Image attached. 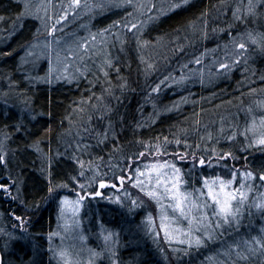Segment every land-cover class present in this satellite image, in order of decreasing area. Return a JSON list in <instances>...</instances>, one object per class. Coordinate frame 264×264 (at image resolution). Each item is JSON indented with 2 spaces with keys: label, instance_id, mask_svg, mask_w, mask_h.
Listing matches in <instances>:
<instances>
[{
  "label": "rangeland",
  "instance_id": "1",
  "mask_svg": "<svg viewBox=\"0 0 264 264\" xmlns=\"http://www.w3.org/2000/svg\"><path fill=\"white\" fill-rule=\"evenodd\" d=\"M18 1L23 8L20 15L21 19L18 22H21V24L28 22L34 26L31 39L24 46L19 47L21 52L15 57L17 72H19L18 81L14 83L9 74L3 73L4 67L0 65V116L2 119L4 118L3 116L12 117L18 123H25L27 119L32 121L36 118V114H33L34 110L30 109V106L34 104L31 101L35 100L31 95V90L35 89V87H32V84L29 83L25 86L24 81L28 82L27 79L33 77L37 81H41L37 82L36 85H43L46 88L54 85H73L75 81L84 77L90 64L97 63L98 65L100 63L101 65L104 62V55H109L108 49L110 47H118L122 44L123 33L127 30L129 31L125 25L137 24V28L131 30V33L137 34L142 27L145 28L149 22L156 20L148 21V15L158 18L173 11L168 9V5L172 0H133V4L148 5L154 3L156 8L151 13H148L146 8L134 9L128 4L116 6L118 0H87L89 5H102V7H95L91 11L83 7L69 10L70 0ZM192 1L194 0H187V3L183 6ZM227 1L230 5L223 9V17L231 19L232 22H237L238 19L234 17L233 13L240 9L237 14L243 15L244 18L240 20L242 23L240 22L235 27L230 23L227 26H223L219 32L213 33L210 37H202L204 44L198 48V43L194 44L192 50H182L183 53L179 51V55L176 57V54H168L170 52L166 48L168 42L165 44L159 41L151 43L141 41L142 44L140 45L143 47L144 52L143 63L146 64L148 71L154 74V79L145 89L143 99L162 94V96L170 100L168 106L160 107V104H153L152 109L154 112H159L160 110L161 115L170 113L176 120H179L178 118L186 113V108L191 103H194L192 96L195 93L196 86L203 89L212 87L222 79L230 77L236 71L243 77L247 76L246 78L255 75V70L252 71L251 66H253L252 60L255 59L254 57L257 56L258 50H260L259 47L250 44L245 39L243 42L248 45L247 59H241L239 63L233 66L232 60L236 58V53L231 41L233 37H238V34L247 31L264 33L261 29L255 26L250 28L246 24L247 19L253 18H258L261 23H264V7H259L260 0H253V4L257 6L256 15L249 16L247 15L249 0ZM81 2L83 4L84 0H81ZM26 4L29 5L27 8L25 7ZM65 10L69 11L66 21L56 24L57 31L51 33L52 25L63 15ZM214 15H210L211 18L208 21V23L212 24H209L211 27L214 25L212 20V18H215ZM142 23L143 26L141 27ZM208 23L205 22L203 27L208 25ZM3 24L5 23L0 22L1 33H4ZM198 28L188 31L186 36H203L201 33L199 34ZM105 29L108 31L104 32L103 30ZM92 36H95V40L91 39ZM172 41L176 43L179 40L173 39ZM84 42L88 44L86 49L79 46ZM69 49H71V53ZM197 59L200 63L195 62ZM2 62H5V60H2ZM221 63L228 64L229 68H220ZM256 74L255 82L242 86V88L247 86L248 90L247 93L244 92L243 96L235 99L220 100L215 103L209 98H199L194 103V105H197L198 112L193 114L192 111L187 117L188 121L186 124L178 127L177 133H173L171 136L158 135L147 140L141 138L134 142L126 137L127 145L120 143L119 138H117V132L113 128L116 121L121 125L120 132H123L122 117L117 115L116 109L114 112H110L109 105L105 101L112 88L111 86H106L102 89V93L96 94L97 96L92 100L81 101L74 111L75 122L71 125V129L63 131V134L68 139L77 132V137H73L71 141H65L66 144L63 147L64 150H70L67 154L75 164L72 167L73 177H77L81 184H84L86 179L90 181L94 175V172L89 169V162H91L92 166L98 169L99 175H97V179H102L109 185L106 188L96 190L100 191L103 197L115 198L119 196L123 201V206L101 197L87 198L78 216L80 230H82L86 240H79L80 230L69 231L65 234V246L69 247L70 251L73 252L81 248H93L96 251H102L105 248V243L101 236V229L103 228L118 233V236L113 237L115 243L109 241L107 245L108 248L115 252L114 258L117 264L128 263L134 247L137 252L140 250L138 252L139 256L143 260L148 261L143 256L144 248L139 235L142 237L145 246L149 245L151 249L149 254L157 258L159 263L177 264L176 257L171 253L163 239L156 243L143 230L135 227V225L140 224L148 213L156 215L154 211L155 205L144 197L138 189L128 184L127 180L121 187L114 179V176L123 175L124 172L120 171L121 169H124V171L128 170L126 164L131 163V161L126 158L132 156L135 159L134 153L145 151L144 143H155L157 138L162 142L164 137H167L169 141L179 139L182 142L180 146L174 143L170 144L167 148L168 152L184 153L195 151L197 155H207L211 150L215 149L216 152L231 151L237 157V159L226 161V167L224 164L216 166L215 163L213 167L205 166L201 168L198 165L194 167L191 160L178 163L177 166L184 170L185 179L189 180L190 185L195 187L200 186V178L204 176L220 175L225 177V179L229 178V171L233 167L242 170L247 168L257 173L264 172V150L259 148L245 150L248 140L240 134L245 128H251L253 120H255L257 125V134L261 131L260 119L264 117V107L258 102L264 101V76L262 77L257 72ZM166 77L168 79H165ZM181 77H184L183 81L173 82L174 80L180 81ZM15 86H18V90ZM157 86H159L158 90L153 91ZM123 88L119 86L121 92L124 91ZM88 90L90 95H95L97 91L93 85L88 86ZM111 91L114 96L115 91ZM83 93L84 91L81 90L80 94ZM39 94L37 92V96ZM249 108H251V112L248 111ZM35 111L37 112L38 110ZM112 113L113 116L110 117ZM178 122L180 123V120ZM233 133H237L235 138L228 139V137L233 136ZM5 134L4 131L0 133V142H2L0 143V155L4 156V161L0 162L2 170L7 165L8 157H15V154H13L14 146H6ZM252 134L249 131V139ZM185 141L193 147H184L183 142ZM196 145L200 146L199 150H196ZM131 147H135L134 151H132ZM206 150L208 151L206 152ZM78 160L84 161L85 178L78 176L80 171ZM150 160L151 158L149 157L143 160L142 163H148ZM142 163L139 166L142 167ZM1 182L0 180V184H3ZM60 184L67 185V187L58 189V210L55 213L54 221L47 226L41 236L34 235V229L30 232V222L27 219H23L22 227L20 221L16 219L18 217L16 215H13L11 221H5V211L3 207H0V229H3V232H0V253L6 264H29L33 259L38 261V264H56L55 260L50 259L49 247L50 245H60L61 241L58 237H55L50 242L48 235L59 231L58 224L61 226L64 224V219L60 218V200L65 196L69 200H75L76 193L83 194L73 180L69 182L67 179ZM112 184H116V187H111ZM3 185L6 187L0 188V199H4L3 196H5V202L14 201L16 196L18 197L19 195L16 184L13 187L9 184ZM95 187L93 183V186L87 188L86 191L92 192ZM254 187L258 191L264 192V187H261L259 180L255 181ZM125 190L131 193V198L137 199L138 202L143 201V206L129 213L127 209L130 205L124 195ZM65 218L68 219L71 225L73 218L68 208L65 209ZM127 222H130L132 226L129 227ZM262 227H264L262 214L253 210L251 215L245 214L239 233L250 238V236L258 235ZM25 229H27L28 239L10 240L5 235V233H11L13 237H19ZM225 238L229 242L232 240V237H228L227 234ZM236 238L238 239L239 237L237 236ZM38 240L39 242L37 243ZM137 246L140 247L136 248ZM222 247L223 245L218 241L210 250L201 249L199 253L193 254L192 264L203 261L209 255H215ZM161 249L164 250L163 254L160 251ZM145 251H147L146 248ZM82 255L84 258L87 257L86 252ZM218 259H222V257H218ZM134 261H136L134 264H139L138 259H134ZM97 264H110V257L107 252L100 257ZM183 264H188V258H184ZM251 264H264V257L260 255L252 256Z\"/></svg>",
  "mask_w": 264,
  "mask_h": 264
},
{
  "label": "trees",
  "instance_id": "2",
  "mask_svg": "<svg viewBox=\"0 0 264 264\" xmlns=\"http://www.w3.org/2000/svg\"><path fill=\"white\" fill-rule=\"evenodd\" d=\"M229 5L227 0H194L179 9L159 16L155 21L149 22L145 28L142 27L137 34L125 31L122 44L118 47H110L109 55H104V62L101 65L100 63L90 64L84 77L75 81L73 85H54L50 87L51 90L43 85H36L41 81L33 77L27 79L28 82L24 81L25 86L29 83L35 87L31 90L35 100L31 101L34 104L30 106V109L34 110L33 114H36V118L32 121L27 119L25 123H18L12 117L3 116L2 119L0 116V133L3 131L6 133L7 139L4 138L6 146H14L13 154H15L14 158H9L7 155L8 161L4 170L0 167V180L1 183L9 184L11 187L16 184L19 194L14 201L10 200L8 203L5 202V196H3L4 199H0V207H3L5 211V221H11L13 215L27 219L30 222V232L34 229L33 234L38 236L43 235L47 226L54 221L59 205L58 189H61L57 186L67 179L69 182L72 181L74 174L72 167L75 165L67 154L70 150H64L63 147L66 144L65 141H71L73 137H77V132L68 139L63 131L71 129V125L75 122L74 111L79 103L92 100L101 94L106 86L112 87L105 100L109 105V111L114 112L116 109L117 115L122 117L123 132H120V123L115 121L113 126L122 145H127L126 137L134 142L141 138L147 140L158 135L171 136L177 133L178 127H182L188 121V115L192 111L193 114L198 112L197 105L194 103L199 98H209L215 103L220 100L235 99L243 96L244 92L247 93V86L243 88L242 86L255 82L256 72L264 76V51L260 48L257 56L252 60L251 70H255L254 76L246 78L247 76L243 77L236 71L212 87L203 89L196 86L192 96L194 103L186 108L187 111L183 116H178L180 123L172 114L161 115L160 110L154 112L152 109L153 104H160V107L168 106L170 100L167 97L159 94L143 99L145 89L154 79V74L149 72L146 64L143 63L144 52L140 44L154 41L165 44L168 42L166 44V48L170 51L168 54H176V57L179 51L183 53L182 50H192L194 44L198 43V48L204 44L202 37H210L230 23L233 27L242 23L240 20L232 22L231 19L223 17L222 11ZM22 9V4L18 0H0V18H2L0 22L5 23L3 24L4 33L0 32V65L4 67L3 73L9 74L14 83L19 78L15 57L21 52L19 47L24 46L31 39L34 27L28 22L23 24L18 22L21 19ZM210 15L215 17L212 18L214 28L210 26L211 23H208ZM205 22L208 25L203 27ZM246 24L250 28L255 26L264 31V23H261L258 18L247 19ZM194 28H198L199 34L203 36L187 37V32ZM173 39L179 41L175 43ZM108 61L111 63L109 64ZM90 85L97 90L95 95H90L89 90L87 91ZM119 86L124 87L123 92L119 90ZM81 90L84 91L83 94H80ZM111 90L115 91L114 96ZM37 92L40 93L38 96ZM134 148L131 147L132 151ZM49 188L53 191L49 192ZM127 224L129 227L132 226L130 222ZM139 237L144 248L143 256L148 261L143 260L138 254L140 250L137 252L134 247L130 261L123 264H134L136 262L134 259H138L139 264H162L149 254L151 251L149 245L145 246L142 237L140 235Z\"/></svg>",
  "mask_w": 264,
  "mask_h": 264
},
{
  "label": "snow or ice",
  "instance_id": "3",
  "mask_svg": "<svg viewBox=\"0 0 264 264\" xmlns=\"http://www.w3.org/2000/svg\"><path fill=\"white\" fill-rule=\"evenodd\" d=\"M186 3L187 0H172L168 5V9L174 10ZM123 4H128L134 9L146 8L148 13H151L156 8L154 3L148 5L133 4V0H118L116 6H122ZM28 6L27 4L25 5L26 8ZM81 7L91 11L95 7H102V5H89L87 0H84L83 4L81 0H70L68 5L69 10ZM256 7L253 4V0H249L247 15H256ZM259 7H264V0H260ZM239 12L240 9H237L233 15L236 19L242 20L244 17L243 15H238L237 13ZM68 16L69 11L65 10L63 15L52 25L50 32L55 33L57 31L56 24L66 21ZM154 19H156L155 16L148 15V21ZM142 26L143 23L141 24ZM125 27L131 31L137 28V24L132 23L125 25ZM103 31L107 32L108 30L105 29ZM91 39L95 40V36H92ZM245 39L250 44L256 45L264 51V33L247 31L238 34V37H233L231 41L236 53V58L232 60L233 66L239 63L241 59H247L248 45L243 42ZM79 46L86 49L88 44L84 42ZM69 52L71 53V49H69ZM195 62L200 63L198 59ZM108 63L110 64L111 61H108ZM220 68L228 69L229 65L221 63ZM165 79L168 78L166 77ZM183 79L184 77H181L180 81L174 80L173 82H181ZM158 87L154 88L153 91H157ZM258 103L264 107V101ZM248 111L251 112V108ZM260 129L261 131L257 134V125L255 120H253L251 128H245L240 133L248 140L245 150L250 148L264 150V117L260 119ZM17 130H19L18 126ZM249 131L253 133L250 139ZM236 135L237 133H233V136L228 137V139H234ZM5 139H7V136ZM172 143L177 146L182 144L179 139L169 141L167 137H164L162 142L157 138L155 143H144L145 151L134 153L135 159L132 156L126 158L131 161V163L126 164L128 170L124 171V169H121L120 171L124 172V174L114 176V179L121 187L127 180L128 184L138 189L144 197L155 205L154 211L156 215L148 213L140 224L135 225V227L143 230L156 243L163 239L171 253L176 257L177 264H183L184 258H188V264H192L194 253H199L201 249L210 250L218 241L223 247L215 255H209L203 261H198L197 264H251L252 256L260 255L264 257V227L259 230L258 235L250 236V238L239 233L246 213L251 215L253 210H255V212L261 213L262 218H264V192H260L254 187L256 180H259L261 187H264V172L257 173L247 168L242 170L233 167L229 171V178L225 179V177L220 175L204 176L200 178V186L195 187L190 185L189 180L185 179L184 170L177 166L178 163L191 160L194 167L197 165L201 168L205 166L213 167L214 163L216 166L224 164L226 167V161L237 159V157L231 151L216 152L215 149L211 150L207 155H197L195 151L184 153L168 152L167 148ZM183 146L186 148L193 147L187 144L186 141L183 142ZM195 148L199 150L200 146L196 145ZM149 157L151 158L150 162L142 163L143 160ZM3 161L4 156L0 155V162ZM77 163L80 165L78 176L85 178L84 161L78 160ZM141 163L142 167L139 166ZM89 169L94 172V175L90 181L86 179L84 184H81L77 177H72V180L82 190L83 194L76 193L75 200H69L67 196L60 200V218L64 219V224L62 226L58 224L59 231L48 235L50 242L55 237H58L61 241L60 245H50L49 247L50 259L55 260L56 264H97V261L105 252L110 257V264H117L114 258L115 252L108 248L107 245L109 241L115 243L113 237L118 236V233L101 229V236L105 243V248L102 251H96L93 248H81L73 252L64 244L66 233L80 230L78 216L87 198L101 197L123 206V201L119 196L115 198L103 197V194L96 190L106 188L109 185L104 180L97 179V175H99L98 169H95L91 162H89ZM93 183L96 187L92 192H87L86 189L92 187ZM5 187V185L0 184V188ZM57 187H67V185H58ZM111 187L115 188L116 184H112ZM52 191L53 189L49 188V192ZM124 195L130 205L127 209L129 213L143 206V201L138 202L137 199L131 198V193L126 190ZM13 198L15 199V197ZM66 208L70 209L71 217L73 218L71 225L68 219L65 218ZM16 219L20 221L22 227L23 219L21 217ZM0 232H3V229H0ZM226 234L228 237H232L231 242L225 238ZM5 235L10 240L28 239L27 229L19 237H13L11 233H5ZM237 236L239 237L238 239L236 238ZM79 240H86L82 230H80ZM160 251L163 254L164 250L161 249ZM85 252L87 253L86 258L82 255ZM218 257H222V259H218ZM0 264H6L2 254H0ZM29 264H38V261L33 259Z\"/></svg>",
  "mask_w": 264,
  "mask_h": 264
},
{
  "label": "water",
  "instance_id": "4",
  "mask_svg": "<svg viewBox=\"0 0 264 264\" xmlns=\"http://www.w3.org/2000/svg\"><path fill=\"white\" fill-rule=\"evenodd\" d=\"M1 254V253H0Z\"/></svg>",
  "mask_w": 264,
  "mask_h": 264
}]
</instances>
